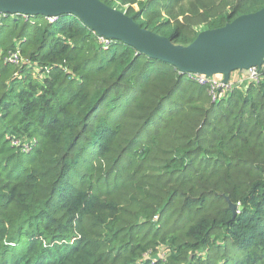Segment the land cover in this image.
I'll use <instances>...</instances> for the list:
<instances>
[{
	"label": "trees",
	"instance_id": "16d2710c",
	"mask_svg": "<svg viewBox=\"0 0 264 264\" xmlns=\"http://www.w3.org/2000/svg\"><path fill=\"white\" fill-rule=\"evenodd\" d=\"M100 1L183 46L264 9ZM0 264H264V87L214 101L76 16L0 13Z\"/></svg>",
	"mask_w": 264,
	"mask_h": 264
},
{
	"label": "water",
	"instance_id": "95a60500",
	"mask_svg": "<svg viewBox=\"0 0 264 264\" xmlns=\"http://www.w3.org/2000/svg\"><path fill=\"white\" fill-rule=\"evenodd\" d=\"M0 13L46 19L76 16L97 36L120 41L140 54L166 62L184 78L187 74L220 76L228 84L232 73L264 64V9L240 16L223 28L202 31L187 46L142 28L125 12L100 0H0ZM230 207L237 209L232 203Z\"/></svg>",
	"mask_w": 264,
	"mask_h": 264
},
{
	"label": "built area",
	"instance_id": "2783aa9c",
	"mask_svg": "<svg viewBox=\"0 0 264 264\" xmlns=\"http://www.w3.org/2000/svg\"><path fill=\"white\" fill-rule=\"evenodd\" d=\"M48 21L53 23L55 18H49ZM102 45L109 43L108 39L100 37ZM106 44V45H107ZM8 61L13 64H19L21 56L19 53L9 55ZM186 80L198 86L206 87L214 101H221L229 97L236 89H248L251 86L264 87V64L261 68L254 67L248 70H239L231 74L228 84H224L222 78L215 79V76L209 78L204 75L187 74Z\"/></svg>",
	"mask_w": 264,
	"mask_h": 264
},
{
	"label": "rangeland",
	"instance_id": "374dc122",
	"mask_svg": "<svg viewBox=\"0 0 264 264\" xmlns=\"http://www.w3.org/2000/svg\"><path fill=\"white\" fill-rule=\"evenodd\" d=\"M135 8H137V7H135ZM122 10H125V9L123 8ZM106 44H107V43H104V46H106ZM35 74H36V73H35ZM219 77H220V76H215V79H220Z\"/></svg>",
	"mask_w": 264,
	"mask_h": 264
}]
</instances>
